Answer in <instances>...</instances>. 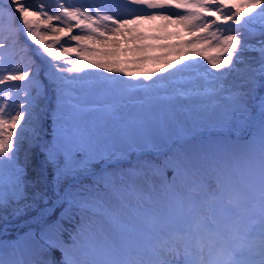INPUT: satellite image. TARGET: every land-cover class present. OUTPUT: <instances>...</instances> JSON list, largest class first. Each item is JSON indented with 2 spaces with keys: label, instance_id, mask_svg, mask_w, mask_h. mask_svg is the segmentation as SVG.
I'll return each mask as SVG.
<instances>
[{
  "label": "snow or ice",
  "instance_id": "1",
  "mask_svg": "<svg viewBox=\"0 0 264 264\" xmlns=\"http://www.w3.org/2000/svg\"><path fill=\"white\" fill-rule=\"evenodd\" d=\"M0 86V264H264V0H0Z\"/></svg>",
  "mask_w": 264,
  "mask_h": 264
},
{
  "label": "rangeland",
  "instance_id": "2",
  "mask_svg": "<svg viewBox=\"0 0 264 264\" xmlns=\"http://www.w3.org/2000/svg\"><path fill=\"white\" fill-rule=\"evenodd\" d=\"M44 4L48 5L50 8L54 9L55 7L58 6V1L57 0H43L42 1ZM86 1L84 0H78L77 2H72L69 4H79V3H84ZM229 2H237V0H229ZM36 3H40V2H36ZM113 12H119L122 13L123 10H119V9H112ZM140 28L142 31L147 32V33H153L156 31H162L165 34L169 35L171 37V39L168 41L169 43L172 42V40L175 39H184L185 36L183 33H179V35H177L178 33V27L174 24H167L165 21H152V22H144L143 24L140 25ZM131 53L126 54L125 57H122V59H128L131 57ZM19 59V58H17ZM202 60V58H201ZM3 67H12L13 69H15L17 67V65H8V64H4L2 65ZM22 67V65H20ZM158 66H162V65H156L153 63H149L147 64L142 70H154L155 67ZM206 68H208L206 62H202L199 67H198V71L203 72ZM201 84H204V81L201 80L200 81ZM3 87V86H0ZM0 103H2V101H0ZM18 103H20V101H18ZM57 257H59V253L56 254Z\"/></svg>",
  "mask_w": 264,
  "mask_h": 264
},
{
  "label": "trees",
  "instance_id": "3",
  "mask_svg": "<svg viewBox=\"0 0 264 264\" xmlns=\"http://www.w3.org/2000/svg\"><path fill=\"white\" fill-rule=\"evenodd\" d=\"M43 1V0H42ZM35 2H41V0H35Z\"/></svg>",
  "mask_w": 264,
  "mask_h": 264
}]
</instances>
